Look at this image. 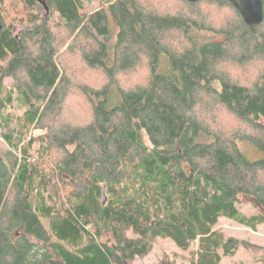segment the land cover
I'll list each match as a JSON object with an SVG mask.
<instances>
[{
  "label": "trees",
  "instance_id": "16d2710c",
  "mask_svg": "<svg viewBox=\"0 0 264 264\" xmlns=\"http://www.w3.org/2000/svg\"><path fill=\"white\" fill-rule=\"evenodd\" d=\"M45 1L0 0V264H127L157 238L221 264L247 246L218 225L264 223V158L239 146L264 152V0L255 25L229 0ZM204 4L233 20L212 26ZM209 106L237 129L213 128Z\"/></svg>",
  "mask_w": 264,
  "mask_h": 264
},
{
  "label": "rangeland",
  "instance_id": "374dc122",
  "mask_svg": "<svg viewBox=\"0 0 264 264\" xmlns=\"http://www.w3.org/2000/svg\"><path fill=\"white\" fill-rule=\"evenodd\" d=\"M152 0H146L147 3L151 5ZM87 11H93L100 5L101 0H84ZM157 6L163 11L173 10L174 3L172 0H155ZM178 5L175 2V8ZM18 10H21V7L17 6ZM201 15L206 19V21L212 26H219L226 23L228 26L229 23L233 20V13L229 12L228 9L218 8L212 4H204L201 9ZM55 18V17H54ZM51 19L52 20L54 19ZM8 23V21H6ZM61 38L64 41L66 34H62ZM220 36H218L219 38ZM171 42L176 45H181V37L174 35L171 38ZM60 50L62 47H59ZM80 65V64H79ZM81 72H84L85 68L83 65H80ZM84 68V69H83ZM226 69L231 73V75H236L242 80H249L253 78L256 74L257 67L255 65L245 67L243 69H237L231 66H227ZM147 78V68L145 62L140 65L135 71L131 72L128 76L124 77L123 81L126 84L129 81L132 82H141ZM93 81L96 82V78H93ZM88 82V81H87ZM11 80L7 79L6 84L10 85ZM89 83V82H88ZM202 112L207 113L208 120L212 123V127L221 130L233 131L236 130L237 122H235L231 116L221 107H206L205 109L201 108ZM12 112L19 114L20 110L17 107L11 109ZM1 120V114H0ZM13 126V124H11ZM4 129V128H3ZM5 130V129H4ZM36 132V131H35ZM239 142V141H238ZM239 146L242 151L245 153L246 157L250 160H256L264 158V152L258 149L250 141H240ZM11 150L8 144L0 137V153L4 157L5 161H8L6 152ZM239 210L246 216L258 215L260 213L259 209L254 207L249 203L239 204ZM218 228L223 230V232L230 237L242 240L246 242V245L240 244L239 249L236 251L234 256L223 257L221 264H260L259 258L264 255V223L258 224L256 230L238 225L230 220L221 219L218 225ZM191 250L183 251L179 249L174 243L166 238H157L150 250V252L141 258H136L135 260L127 264H158L164 257L169 258V262L174 264H191L190 262V253Z\"/></svg>",
  "mask_w": 264,
  "mask_h": 264
},
{
  "label": "water",
  "instance_id": "95a60500",
  "mask_svg": "<svg viewBox=\"0 0 264 264\" xmlns=\"http://www.w3.org/2000/svg\"><path fill=\"white\" fill-rule=\"evenodd\" d=\"M40 2L48 13L49 8L45 0H37ZM195 2L198 0H186ZM232 5L239 11L244 22L248 25L259 24L263 19V4L262 0H229ZM3 25L0 23V29Z\"/></svg>",
  "mask_w": 264,
  "mask_h": 264
},
{
  "label": "bare ground",
  "instance_id": "6f19581e",
  "mask_svg": "<svg viewBox=\"0 0 264 264\" xmlns=\"http://www.w3.org/2000/svg\"><path fill=\"white\" fill-rule=\"evenodd\" d=\"M4 19V18H3ZM5 20V19H4ZM6 21V20H5ZM114 94V93H113ZM100 230V229H99Z\"/></svg>",
  "mask_w": 264,
  "mask_h": 264
}]
</instances>
